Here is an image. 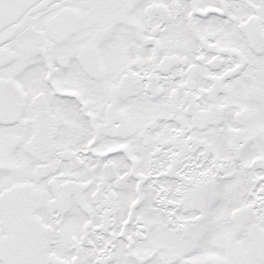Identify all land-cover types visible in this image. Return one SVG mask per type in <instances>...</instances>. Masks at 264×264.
<instances>
[{
	"label": "snow or ice",
	"instance_id": "obj_1",
	"mask_svg": "<svg viewBox=\"0 0 264 264\" xmlns=\"http://www.w3.org/2000/svg\"><path fill=\"white\" fill-rule=\"evenodd\" d=\"M0 264H264V0H0Z\"/></svg>",
	"mask_w": 264,
	"mask_h": 264
}]
</instances>
